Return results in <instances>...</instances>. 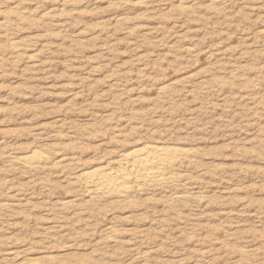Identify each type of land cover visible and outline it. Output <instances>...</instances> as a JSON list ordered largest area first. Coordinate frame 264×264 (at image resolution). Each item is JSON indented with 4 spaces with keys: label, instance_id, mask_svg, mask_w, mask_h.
Masks as SVG:
<instances>
[{
    "label": "rangeland",
    "instance_id": "obj_1",
    "mask_svg": "<svg viewBox=\"0 0 264 264\" xmlns=\"http://www.w3.org/2000/svg\"><path fill=\"white\" fill-rule=\"evenodd\" d=\"M0 264H264V0H0Z\"/></svg>",
    "mask_w": 264,
    "mask_h": 264
},
{
    "label": "bare ground",
    "instance_id": "obj_2",
    "mask_svg": "<svg viewBox=\"0 0 264 264\" xmlns=\"http://www.w3.org/2000/svg\"><path fill=\"white\" fill-rule=\"evenodd\" d=\"M168 149L165 146L144 144L142 147L130 150L125 156L121 155L123 158L116 160L118 168L110 167V170H105L103 167V169L96 168L97 170L82 174L83 181L89 193L98 198L110 195L123 196L131 190L130 184L137 185V188L138 185L167 184L173 179L172 177H175L171 176L170 171L176 163L179 164L177 160H180L179 156L182 154V152L175 154L170 152L171 148Z\"/></svg>",
    "mask_w": 264,
    "mask_h": 264
}]
</instances>
